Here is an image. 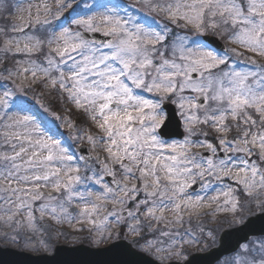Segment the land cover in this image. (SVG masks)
<instances>
[{
	"label": "snow or ice",
	"instance_id": "6c2138e0",
	"mask_svg": "<svg viewBox=\"0 0 264 264\" xmlns=\"http://www.w3.org/2000/svg\"><path fill=\"white\" fill-rule=\"evenodd\" d=\"M56 2L59 20L76 0ZM13 6L10 0H0V77L11 81L0 84V220L14 233H5L6 240L24 239L22 229L36 234L37 213L40 221L48 217L57 223H87L101 235L112 220L119 225L127 218L133 221L129 234L144 240L141 248L154 254L158 264H172L185 260L184 245L200 239L192 230L165 231L153 222L166 228L183 226L185 215L205 201L217 202V211L234 214L255 201L264 211V65L248 57L233 59L242 54L213 48L214 41L204 39L214 36L264 57V0H144V16L152 18L153 25L122 15L127 6L85 3L88 12L73 22L87 33H100L105 39L99 41L68 27L50 29L52 21L41 20L40 6L35 17L30 13L22 23H12ZM43 7L47 17L50 10ZM153 13L168 22L155 20ZM29 77L31 84L42 83L62 102L83 109L99 130V136L86 137L94 151L101 146L106 153L96 157L99 169H86L91 175H81L77 154L29 103H40L35 93L29 96L31 89L16 84ZM168 102L187 133L183 140L169 141L157 131ZM40 106L62 119L50 107ZM64 123L72 129L73 141L84 139L71 120ZM201 125L224 134L218 137L219 150L207 139H192L207 137ZM233 128L236 135L229 139ZM193 148H206L210 155L193 153ZM218 151L224 155L217 156ZM106 176L112 178L110 183ZM206 176L219 183L201 184L203 195L188 191L197 178ZM224 178L235 187L224 184ZM72 207L79 211L72 212ZM145 229L172 237L171 243L160 246L162 242L144 236ZM31 240L28 235L25 243ZM242 250L250 258H238L235 264H264V240Z\"/></svg>",
	"mask_w": 264,
	"mask_h": 264
},
{
	"label": "rangeland",
	"instance_id": "374dc122",
	"mask_svg": "<svg viewBox=\"0 0 264 264\" xmlns=\"http://www.w3.org/2000/svg\"><path fill=\"white\" fill-rule=\"evenodd\" d=\"M10 2L13 3L14 6L12 8V15L9 17V20L12 23H17V24H20L23 22L22 18L26 20L30 13L33 17H35L36 12H37V7L40 6L41 20L47 18L52 21V23L48 25L50 29L51 28L59 29L61 27H68L72 31H80L82 33V32H85V30L83 28H77L76 24L73 21L74 19L81 18L84 14L88 12V9L85 7V3L87 4L107 3V4H119L122 6H127L121 12L122 15L130 16L132 17L133 20H139L142 24L153 25V19L150 17L144 16V12L147 11V9L143 7L144 0H85L84 2H80V0H76V2L73 3L72 8L64 9L60 13L59 20L56 19V14L58 11L56 0H10ZM77 3H79V7H76ZM44 5H47L51 13L47 17H45L44 15V7H43ZM138 9L139 11H137ZM152 16L155 18V20H163L165 23L168 22L161 15H157L153 13ZM174 30L175 31H191V29H187V30L174 29ZM3 39L4 37L0 36V47L3 46ZM224 44L226 45L227 48L235 49L236 52H239L242 54L241 57H233V59L239 60L244 57H248L251 60H255L258 64L264 65V57L256 56L253 53L248 52L245 49L233 43H228L225 41ZM2 57H3V53L0 52V70L3 69ZM12 63L13 61L10 58L8 66L12 67ZM30 80H31L30 77L29 79L23 80V81L18 79L16 80V84L21 85L23 88L31 89V91L28 92L29 96H32L33 93H35V96L40 101V103H37L36 99L30 100L29 103L34 107L39 117L47 123V126L51 129L52 133L55 136H57V138L63 139L65 146L69 147V150L71 152L76 153L75 148L77 146H83L85 147V149H87L86 151H88L89 154L92 155L93 159L91 162H84L83 160H80L77 155V160L81 167V175H85V174L91 175V172H87L86 169L90 166H94L97 169H99V164L96 162V157L100 156L101 158H103L104 156H106V153L102 151L101 146H98L96 150L94 151L91 148V146L88 144L86 137L88 134L99 136L100 135L99 130L91 122L90 118L88 117V115L85 113L83 109L77 110L75 106L72 104L67 105L68 108L66 109V111H64V115L62 116V119L60 120H56L53 116L49 115L48 113H45L40 105L43 104V91L47 90L48 88H45L42 83L31 84ZM9 83H11V81H5L2 77H0V84H9ZM40 85L42 86L41 90L38 89V86ZM144 95L148 98L158 99V97L153 96L152 94H149V93H145ZM70 114L80 115V117L83 118L84 128L81 131L80 130L79 131L81 135L84 137V139L73 141L70 138V133L72 132V129L65 126V123H64L65 120H71V122L76 127V124L73 122ZM182 128L184 130L183 124H182ZM210 129H211L212 136H214L216 140L215 141L213 139L215 142H212V143H214V145L219 150L220 145L218 142V137L224 134L217 133L211 127ZM205 131L208 133L206 129ZM186 135L187 133H185V135L183 136L185 137ZM192 139L193 140L205 139V136L198 134L197 136H193ZM191 151L193 153H198V154H204L206 152H209L206 148H193ZM229 155H231V153H229ZM252 159L258 160L259 158L258 156H253ZM205 182H211L214 186L219 183L211 176H206L203 180L197 178V181H196L199 187L201 184ZM223 183L233 185V187H235L233 180L224 178ZM89 186L93 188L97 187L95 185H89ZM196 194L203 195V193H201L200 190L198 193H195L193 195H196ZM212 194L214 195L215 193H212ZM261 198L264 199V194H262ZM223 199L224 198L221 197L220 202H222ZM246 199L247 198H245V200ZM245 200H242L241 202L245 203ZM129 207H133V205H130ZM107 208L111 210L112 205L110 204L107 205ZM72 209H74L75 212L79 211L78 208H75V207H72L70 210L72 211ZM263 212L264 211H262L260 208H257L255 206V201L252 202L250 207L248 204L245 203L244 210L237 211L235 214L232 213L231 211H217V202L209 203L208 201H205L204 204L200 208L193 211L190 216L188 214L185 215L184 217L185 222L183 226L173 225L170 228H166L163 224L156 225L155 222H153V226L158 229H164L165 231H172V232L179 231L181 233H184L186 230L193 231V234L196 235L197 238L200 239V243L192 244V245H187V244L184 245L185 260H186V258L190 254L204 252L208 248L212 247V246H209V247L206 246V243H205L206 240H210V243L212 245H214L216 242L217 233L213 234L211 230H207L204 224L205 221L208 220L206 218H209L210 220L208 221L210 223H208L207 227L209 229H211V227H214L215 229H217V232L218 231L220 232V230L224 228L235 227V226L242 224L248 218V216L263 213ZM36 215H37V226H38V229L40 230L37 231V233L33 235L30 230L22 229L21 235L24 237V239H21L18 243L11 241V239L6 240L4 238L5 233H8L9 236L13 235L14 233H13L12 228L7 227L4 224V222L0 220V246L3 248H9V249H13L16 251H20V252H24V253L37 256V255H49L52 253L54 247L56 246L59 247L61 245H65V246L79 245L80 246L81 244H85L89 246L91 245V247L93 248H101V247H105L106 245L116 240H124V241L130 242L140 252H143L151 256L155 261H157L156 256L154 254L144 251L141 248V245L144 243V240L140 236L129 234L128 225L133 223L131 219L126 218V220L121 222L119 225H117L115 221L112 220L111 223L105 226L106 230L103 231L101 235L100 233L97 232L95 228H93L92 225H89L87 223H84V224L73 223L70 225L67 222L57 223L56 221L48 217H45L43 221H40L39 214L37 213ZM103 215L104 214L102 213L101 216ZM165 215L167 218L171 219L170 213H165ZM141 219H143V217H141ZM189 220L191 221V223H189ZM216 223L218 224L222 223L221 225L223 226L222 227L218 225L214 226ZM44 228H47L49 231L44 232L42 230ZM78 228L83 229V231H76L75 229H78ZM201 228L203 229L202 233H201ZM121 230H122V233H121ZM209 232H211V236H209ZM28 235H32L31 243H25V240L27 239ZM144 236L147 239H153V240L162 242L160 244V246L162 247H166L168 244L171 243V240H172V237L160 236L159 231L155 233H149L146 229L144 230ZM261 240H264V238L251 240L246 245H248L251 248L253 245H258V243ZM41 241H44V243L42 244ZM86 241L87 243H85ZM136 241H139V243H135ZM238 258L248 259L250 258L249 253H245L241 247L240 251L237 254L224 259L219 264H235ZM184 261H179V262H184ZM168 263H169L168 261L164 262V264H168Z\"/></svg>",
	"mask_w": 264,
	"mask_h": 264
},
{
	"label": "water",
	"instance_id": "95a60500",
	"mask_svg": "<svg viewBox=\"0 0 264 264\" xmlns=\"http://www.w3.org/2000/svg\"><path fill=\"white\" fill-rule=\"evenodd\" d=\"M89 40L105 39L99 33H82ZM214 41L210 46L215 48L219 45L225 46L214 37H204ZM166 121L159 130L163 138L171 140L183 139L181 124L177 118L175 108L169 103L165 106ZM78 153L85 157H90L85 148H78ZM221 151L218 156H223ZM204 156L210 155L204 153ZM110 183L111 178H105ZM200 187L194 184L190 188V193L199 192ZM264 237V213L249 217L243 224L234 228L223 230L215 247L205 253L193 254L182 264H217L224 257L235 254L241 245L248 243L252 239ZM0 264H158L144 253L139 252L135 246L127 242L117 241L105 249L92 250L88 247L79 246L75 248L57 247L52 256L33 257L27 254L18 253L8 249L0 248ZM172 264H181L172 262Z\"/></svg>",
	"mask_w": 264,
	"mask_h": 264
},
{
	"label": "trees",
	"instance_id": "16d2710c",
	"mask_svg": "<svg viewBox=\"0 0 264 264\" xmlns=\"http://www.w3.org/2000/svg\"><path fill=\"white\" fill-rule=\"evenodd\" d=\"M81 2H83V0H80ZM41 89V88H40ZM66 99V97H65ZM65 103L61 101V98L59 95L56 94V92H54L51 89H47L45 91H43V105L48 106L51 108V111L55 114L58 115H62L64 114V109H65ZM71 118L74 120V123L77 125V127H80L82 129V127L84 126L83 121L81 120V118L79 116H73L72 114H70ZM228 123L230 124V120H228ZM234 129V128H233ZM231 137H233L232 133H230ZM209 141L213 142L214 140L210 137H208ZM205 226L207 228V230H211V232L213 234L217 233V229H215L214 227H211V229H209L208 226V222L205 221ZM222 224V223H221ZM216 223L214 226H220L222 227L223 225ZM206 246H212V244L210 243V240H206L205 241Z\"/></svg>",
	"mask_w": 264,
	"mask_h": 264
},
{
	"label": "bare ground",
	"instance_id": "6f19581e",
	"mask_svg": "<svg viewBox=\"0 0 264 264\" xmlns=\"http://www.w3.org/2000/svg\"><path fill=\"white\" fill-rule=\"evenodd\" d=\"M38 89H39V88H38ZM222 260H224V258H223Z\"/></svg>",
	"mask_w": 264,
	"mask_h": 264
}]
</instances>
